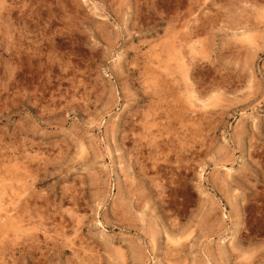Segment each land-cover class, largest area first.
<instances>
[{
    "label": "rangeland",
    "instance_id": "1",
    "mask_svg": "<svg viewBox=\"0 0 264 264\" xmlns=\"http://www.w3.org/2000/svg\"><path fill=\"white\" fill-rule=\"evenodd\" d=\"M0 264H264V0H0Z\"/></svg>",
    "mask_w": 264,
    "mask_h": 264
}]
</instances>
